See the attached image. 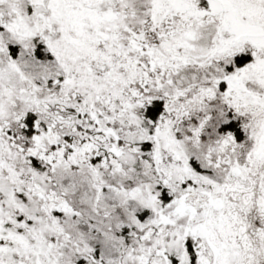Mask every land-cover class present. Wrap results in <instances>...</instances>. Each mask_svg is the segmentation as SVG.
Instances as JSON below:
<instances>
[{"label":"snow or ice","instance_id":"1","mask_svg":"<svg viewBox=\"0 0 264 264\" xmlns=\"http://www.w3.org/2000/svg\"><path fill=\"white\" fill-rule=\"evenodd\" d=\"M0 264H264V0H0Z\"/></svg>","mask_w":264,"mask_h":264}]
</instances>
